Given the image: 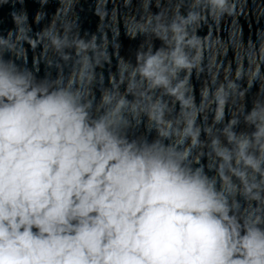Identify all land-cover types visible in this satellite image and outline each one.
<instances>
[{
	"label": "clouds",
	"instance_id": "obj_1",
	"mask_svg": "<svg viewBox=\"0 0 264 264\" xmlns=\"http://www.w3.org/2000/svg\"><path fill=\"white\" fill-rule=\"evenodd\" d=\"M34 2L0 0V264H264V0H94L83 35Z\"/></svg>",
	"mask_w": 264,
	"mask_h": 264
},
{
	"label": "water",
	"instance_id": "obj_2",
	"mask_svg": "<svg viewBox=\"0 0 264 264\" xmlns=\"http://www.w3.org/2000/svg\"><path fill=\"white\" fill-rule=\"evenodd\" d=\"M17 8L20 7L19 4L16 5ZM25 7L27 8L28 14H29V20L31 22L32 17L34 16L36 10L39 8V5L34 2V0H26ZM57 5L55 3H52L48 6L47 11L51 14L55 11ZM94 0H81L80 4L77 6V12L80 17V24H81V35L84 34V32L93 33L97 31V27L99 24V17H97L94 14ZM109 10H111L112 5H108ZM11 11V6H4L2 9H0V20L3 21L2 24H0V28H3L5 31L7 29L13 28L14 25L12 23V20L9 16V12ZM123 11V9H122ZM153 11H156L155 8H153ZM115 15H113V22H115ZM241 23L244 25V32H245V38L249 35V27L248 24L241 19ZM261 26H264V21H262ZM34 30H36V26L33 25ZM257 25L255 24L253 20L252 24V33H253V39H255L254 32ZM120 36H119V42L121 43L122 47L120 50V54L125 56V58H134V53L139 46V44L142 42L143 37H138L137 39H130L128 38L124 33V28L121 25L120 28ZM204 33L202 32L201 35ZM157 46L159 45V42H156ZM231 56V53L229 54ZM193 83L196 85L197 89L200 86V81L196 80L195 77L193 78ZM253 93L256 91L255 88L252 90ZM197 99L199 97L197 96ZM250 106V105H249Z\"/></svg>",
	"mask_w": 264,
	"mask_h": 264
}]
</instances>
